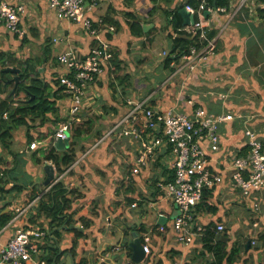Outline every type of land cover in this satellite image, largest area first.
I'll return each mask as SVG.
<instances>
[{
    "label": "crops",
    "instance_id": "0c3cea01",
    "mask_svg": "<svg viewBox=\"0 0 264 264\" xmlns=\"http://www.w3.org/2000/svg\"><path fill=\"white\" fill-rule=\"evenodd\" d=\"M12 1L27 4V15L22 20V26L27 31L28 43L22 44V37L14 35L5 23L1 22L0 51H10L18 60H24L30 56L35 57V51L32 53L30 52L31 47L27 48L32 41L39 45V56H44V50L47 47L54 56H57V59L60 53L71 49L77 58L84 60L89 56L92 48L104 41L110 44L111 49L118 51L120 58L123 59L121 69L113 71L111 60L104 72L97 75L94 81L87 82L83 86L85 90L83 105L73 123L76 122L77 125H81L83 120L86 121L92 117L95 120L97 118L102 125L105 123L110 125L106 130H93L97 135L101 133L97 141L92 142L87 138L92 130H90L89 135L83 136L84 138L77 144V159L63 173H57L56 166L51 160H47L43 164H36L32 157L37 144L42 143V150L43 147L47 148L45 153L49 151L52 145L56 146L58 141L56 134L52 143L47 142L43 137L41 140L33 141L29 147L27 143L28 128L22 126L13 131L12 149L21 153H18L16 157L9 153V158H11L9 164H12L9 168L16 165L15 161L18 165L26 162L24 169L27 174H30L27 175L28 192H31L30 189H35L33 191L36 192L38 179L43 177V182L46 178L44 164H53L57 177L51 185L58 180H63L69 190L75 189L73 206L69 212L73 215L72 224H79L82 228H72L70 227L71 224L68 223L69 221H66L60 227V237H58L51 230L50 220L47 217L44 220L46 226H35L36 223H32L30 227L26 228H41L45 233L44 238L38 244L40 250L34 257L41 259L52 253L54 255L55 247H57L59 254L65 250L61 259L59 261L55 259L52 262L48 260L47 264H75L81 258L86 264H101L102 255L106 252H112L116 255L110 264H125L128 261L134 264L131 259L132 252H129L127 245L134 238L133 231L135 230H129V233L127 230L131 226H136L140 230L138 234L141 238L144 233L152 228L151 264H205L211 260V254L203 253L201 234H197L191 242H181L173 229L174 217L178 213V209L162 185L167 183L166 180L168 179L164 175L165 169L170 167L169 160L171 157L168 152L166 150L155 151L153 159L149 156L147 163L140 168L139 172H133L135 160L143 151L141 144L129 138L130 141L125 140L123 143L117 144L113 141L115 136L109 134V131L129 111V98L152 101L154 102L152 105L163 110L183 109V112L192 110L190 107L194 105L191 102L189 104V101L192 100L214 114L224 112L236 115V119L221 126L222 147L215 155L212 154V156L214 155L215 169L225 176V181L222 184L210 189L212 195L209 197V201H212L211 204L216 206L218 211L214 213L196 210L194 215L196 220L202 224L212 220L217 221L218 224L220 222L227 223L232 212L239 208L250 210L252 206L257 207L255 200L250 204L239 195V191L229 181L231 160L228 154L245 146L247 142L244 134L246 118H250V125L257 130L260 139L264 142V17L259 13L260 9H264V6H261L264 3L256 4L257 8L253 6L254 2L251 3L250 0L242 6L239 2L231 8L229 16L225 14L211 16V24L208 29L211 32L218 28L217 33L212 36L217 40V54L203 60V62L201 61L194 70H189L190 74L185 71L187 67L175 68L174 66V71L177 70L176 73L179 76L178 80H181V85L174 83V90L170 87L168 72V69H172L165 65L161 51L167 52L166 48L169 46L164 9H174L180 0H85L87 14L91 17L93 26L98 29L96 34L87 32L78 22L59 18L56 12L50 8L49 0ZM154 4L158 7L152 16L151 10ZM126 12H133L140 19L145 31H150V33L141 37L133 35L125 15ZM254 12L256 13L254 14ZM107 16L111 18L112 22L105 21L104 18ZM31 17L39 25H27V19ZM113 20H117L119 25L113 23ZM95 22L96 26L94 25ZM33 31H36L37 35H33ZM106 31L112 34L110 40L106 39ZM159 54L160 56H156ZM155 57H157L156 60L152 61ZM52 58H47L44 62L55 60L54 57ZM145 62H147L146 68L153 65V73H155L153 76L141 78L140 75L144 68H138V65ZM176 63L181 64L174 62L175 65H177ZM55 64L49 70L46 68L47 75L43 74V78L50 82L54 89L61 87L57 105L59 116L63 119L60 122L62 125L69 116L72 101L71 96L64 91V88L62 89L63 85L59 83L57 86L51 79L52 73L58 71L55 74L57 76L53 77L59 81L60 72L63 70L58 60H55ZM124 75L127 76L123 78ZM11 79L13 78L6 79V81L9 83ZM183 82L186 86L182 85ZM161 93H166L165 98L159 99ZM170 94H177L173 101L169 97ZM186 96L189 98L190 107L185 104ZM53 117L51 116V118ZM55 122L49 121L47 125L40 126L39 121H37V123H33L35 127L30 128L29 132L37 134L34 136L46 135L48 131L55 130L53 128ZM61 127L56 130L58 131ZM71 130L72 128H70ZM38 147L40 149V146ZM112 147L131 154V159L128 161V165L131 163V167L128 168L127 166V172L123 174L118 169L117 175L111 171L105 173L107 176H104L102 172L98 174L93 168L99 167L107 171L101 164V162H105L104 158L108 162L116 158L113 151H110ZM18 148L21 149L18 150ZM2 150L3 147L0 143V152ZM39 153L42 154V152ZM41 156L38 155L37 157ZM125 160L124 158L123 162ZM114 176L120 179L119 185L114 180ZM32 181L36 183L33 184ZM130 181L132 182L129 183ZM129 184L133 187V191L127 192L125 188H128ZM121 190L123 192L119 193ZM42 194L39 193L27 202L29 208L24 214L18 212V209L24 208L27 204L23 199L24 194L20 190H13L6 196H0V211L13 210L15 212L13 219L1 227V240H8L19 227L25 228L23 219L36 215ZM120 194H123L122 198ZM258 195L261 198V204L264 201V190ZM128 197L133 200L130 202ZM256 209L258 210V208ZM159 212L163 214L161 217H158ZM104 213H110L114 217L119 216V220L114 221L111 216H108V223L105 225L102 221ZM85 220L88 221V226L84 227ZM159 224H166L165 231L157 229ZM257 224L258 222L254 225ZM228 228H226L229 234L227 246L230 250L232 246L243 242H240L239 238L235 236L240 231L239 226ZM72 229L80 230L83 235H77ZM194 229L195 225L193 224L192 230L194 231ZM75 242L76 252L73 253L70 248ZM244 242L247 244V250L251 246L252 249L256 243V241L249 240ZM37 243L38 241H36ZM256 248L254 246V249ZM263 250L264 248L255 250L252 254L254 258L250 251L249 253L244 252L242 256L240 252V257L236 259L234 264H249L250 262H253L252 264H264L263 258L256 256V253ZM205 256H208V261L203 259ZM0 264L7 263L0 260ZM223 264L227 263L224 262Z\"/></svg>",
    "mask_w": 264,
    "mask_h": 264
},
{
    "label": "built area",
    "instance_id": "2783aa9c",
    "mask_svg": "<svg viewBox=\"0 0 264 264\" xmlns=\"http://www.w3.org/2000/svg\"><path fill=\"white\" fill-rule=\"evenodd\" d=\"M248 2L249 0H240V5ZM49 6L59 18L78 22L91 34L98 32V29L93 26L91 17L87 14L85 0H49ZM187 8L194 16L197 15L198 19L199 15L203 19V21L197 19L193 24L197 29L196 32H200V38L208 41L207 27L209 28L211 19L203 17L201 11L207 9L211 12L213 8L206 4H202L199 10L190 5ZM220 10L225 11L226 9L221 7ZM26 15L27 6L25 4L12 0H0V23L4 22L11 31L20 36L26 33L22 26L23 17ZM192 26L189 24L182 29L192 32ZM204 46L193 47L188 53H184L181 56L184 62L180 64V68L181 66L194 68L198 65L203 57L213 51L214 42L206 45V49ZM113 55L110 44L104 41L92 48L89 56L84 60L77 58L71 49L58 55L59 63L63 67L59 75V83L71 96L72 103L66 122L56 132L57 139L69 137L71 123L73 124L76 120L83 105L85 95L83 86L87 82L94 81L97 75L104 72ZM128 104H130L129 111L111 128L109 134L116 138H129L141 144L142 154L136 158L132 168L136 173L155 151L166 150L168 152L171 157L169 168L174 169L175 180L162 185L179 210L174 217L173 229L181 242H191L197 234H202L205 228L196 220L193 213L197 205L203 201L205 190L212 189L225 181V176L215 169L213 159L222 147L221 126L236 119V115L232 113L213 114L203 107H197L192 113L175 109L163 110L150 105L146 100L137 101L131 98L128 99ZM249 121L250 118L245 119L244 129L247 140L244 147L248 149L247 154H241L242 148L228 154L231 160L229 181L246 201L252 204L255 200V206L258 207L261 202L258 193L264 190V146L257 130L250 125ZM217 162L219 163V160ZM48 189L49 187H46L43 191ZM207 202L212 203L209 199ZM22 208L18 209V212L24 214L29 208L28 203ZM162 215L161 212L158 213V217ZM193 224L195 225L194 231L192 230ZM165 228V224H159L157 227L161 231H165ZM1 229L0 227V236ZM225 229V224L220 222L217 230L224 231ZM152 233L151 228L142 236L147 255L151 252ZM44 234L43 229L19 227L8 240L3 241L0 237V260L7 264H47L46 259L34 257L40 250L38 244L44 238ZM36 241H38L37 244ZM125 264L133 263L128 261Z\"/></svg>",
    "mask_w": 264,
    "mask_h": 264
},
{
    "label": "trees",
    "instance_id": "16d2710c",
    "mask_svg": "<svg viewBox=\"0 0 264 264\" xmlns=\"http://www.w3.org/2000/svg\"><path fill=\"white\" fill-rule=\"evenodd\" d=\"M157 1V0H153ZM181 3L177 4L174 9H164L166 13V28L168 30L167 37L169 40V46L167 49V54L164 57V63L167 67L170 66L171 62H179L181 56L184 53H188L190 49L194 47L201 48L204 46L207 41L202 40L200 38V32H188L183 30L182 28L189 24H184V17L181 13V9L186 7V5H192L196 9L199 10V7L204 3L207 6H211L213 10L210 12L207 9H203L201 11L203 17L211 18L213 15H230L231 8L239 4L240 0H180ZM236 2V3H235ZM250 2H254L255 4L264 3V0H250ZM155 4L151 10L152 16L154 12L157 10ZM225 7V11H221L220 8ZM259 13L262 17H264V9H260ZM125 15L128 18V24L130 25L131 31L133 35L136 36H145L150 33L146 32L144 27L141 24L140 19L133 13V12H126ZM110 16V15H109ZM107 16L105 17V21L112 22L111 18ZM195 20H197V16H194ZM104 21V22H105ZM113 23L119 25L117 20H113ZM191 24V23H190ZM96 26V22L94 23ZM120 27V26H119ZM221 27V24H220ZM218 31V28L213 29L209 32V37L214 36ZM13 32V31H11ZM27 32V31H26ZM14 35H18L22 37L21 42L22 44L28 41V35L25 33L23 36L13 32ZM37 35L36 31H33V35ZM106 39L110 40L112 37L111 32L106 31ZM114 51V55L112 58L111 65L113 66V71L117 69H121V63H123V59L120 58L119 52L116 50ZM54 57L55 60L57 56H54L53 53L47 48L44 50V56H30L25 58L24 60H18L13 53L10 51H0V143L5 150H9L10 153L16 157L18 153L13 151L12 149V141H13V131L25 126L28 128L27 133V143L30 145L33 141L41 140L43 137L46 139L47 142L52 143L54 141L55 134L57 132V125L56 122L63 121L61 116H59V107L57 105V100L60 97L58 94L61 90L54 89V86L47 82L43 78V74L40 72L39 67L43 64L44 60L47 58ZM59 62V60H58ZM17 64L18 67L21 69L20 75V82L13 92V88L15 86V80L11 79L8 83L6 79H10L9 75L4 71V68ZM175 68H177L180 64L176 63ZM173 69V71L175 70ZM127 75H124L126 77ZM55 85L59 86V81L56 79L54 80ZM10 87V90L7 92V88ZM63 89V87H62ZM6 92V96H2L3 93ZM150 104H154V102L150 101ZM186 106L190 107L188 104V100L185 101ZM194 105L190 107L192 110L198 106ZM154 106V105H152ZM183 111V110H182ZM4 113H7V118L4 117ZM51 116H54L51 118ZM39 121L40 126L47 125L49 121H56L53 125L55 130L48 131L46 135H38L34 136L32 133L29 132L30 128L35 127L33 123H37ZM94 118L89 117L86 121L81 122V125L77 126V123H71V134L69 145L66 146L64 150H59L55 145L49 149L47 153H44L42 157L38 156V151L42 150L39 149V145L36 146L34 150L33 157H36V164H43L47 160H51L53 164L56 166L57 173L61 174L66 171L67 167L75 162L78 157L77 154V144L84 138V135H89L90 129L93 127ZM82 125H88L86 128ZM101 133L99 134V136ZM264 144V142H263ZM264 146V145H263ZM83 147V146H82ZM264 148V147H263ZM248 149L246 147L242 148V155H246ZM43 153V152H42ZM2 157H0V162L2 161ZM14 167H3L4 169L1 171L0 176V196H6L8 193H11L13 190H20L24 195V201L29 202L39 193H43L42 197L39 200L37 214L31 218L23 219V226L30 227L32 223H34L36 216H45L50 220V228L53 233L57 234L56 236L60 237V227L64 225L66 221H69V224L73 223L72 214L69 212V209L72 208V202L74 201L73 194L75 193V189L72 188L71 190L68 189L66 183L63 180H58L55 182L46 192L43 190L46 189L47 186L43 184V182L36 183L32 181V183H36L38 194L35 189H30L31 192H28L29 187L27 182V171L25 172L24 167H26V162H23L22 165L17 164ZM28 163V162H27ZM1 167V163H0ZM164 175L168 177L166 182H172L175 180V171L173 168H166L164 171ZM130 181L129 183H131ZM11 183V185H10ZM34 186V187H36ZM25 191V192H23ZM27 191V192H26ZM125 191H133V187L129 184L128 188H125ZM2 193V194H1ZM211 190L206 189L204 192V199L203 201L197 205L196 210H204L209 212L216 213L218 208L212 204H209L207 200L211 196ZM128 200L131 202L133 199L128 197ZM15 216V212L11 211H0V227L5 226L8 224L11 219ZM84 227L88 226V221L85 220L83 224ZM166 225V224H165ZM204 230L201 234V242L203 243V253L211 254L212 258L205 264H223L226 262L227 264H234L236 259L240 257L241 250H244L245 253H249L251 247L247 250L246 242H243L239 245H234L228 249V239L229 236L228 230L225 229L224 231H218L217 221H209L208 223H204ZM77 235H83L78 229H72ZM129 230H135L137 233L140 230L134 226L129 227ZM264 238V236H262ZM143 240V239H142ZM129 252L131 253V248L127 245ZM260 247L257 246L256 249ZM70 251L75 253L76 252V242L70 248ZM65 252L58 253V248L55 247V253L50 255L49 261L52 262L56 259L59 261L61 259V255ZM152 254V252H151ZM149 254L147 260L145 261L146 264L152 263V255ZM144 262V263H145ZM75 264H86L83 258L76 262ZM143 264V263H142Z\"/></svg>",
    "mask_w": 264,
    "mask_h": 264
},
{
    "label": "rangeland",
    "instance_id": "374dc122",
    "mask_svg": "<svg viewBox=\"0 0 264 264\" xmlns=\"http://www.w3.org/2000/svg\"><path fill=\"white\" fill-rule=\"evenodd\" d=\"M21 3V2H20ZM181 3V1H179L178 2V4H180ZM24 4V3H23ZM204 4V3H203ZM262 4V3H261ZM26 6H27V4H25ZM189 5V4H188ZM188 5H186V8H187V6ZM190 6H192V5H190ZM254 7H257V5L254 3V5H253ZM193 7V6H192ZM258 8V7H257ZM27 9H28V7H27ZM188 9V8H187ZM254 10V9H253ZM190 11V10H189ZM255 11V10H254ZM191 12V11H190ZM192 13V12H191ZM256 12H254V14H255ZM197 16V15H196ZM23 19H24V17H23ZM197 19H198V16H197ZM208 20H210L211 18H207ZM199 20H201V21H203V19H201L200 18V15H199V19H198V21ZM210 24H211V22H210ZM210 24H209V26H210ZM27 25H29V26H37V25H39L36 21H35V19L33 18V17H31L30 19H27ZM191 25H193L192 27H191V29H192V32H196L197 31V29H196V27H195V25L194 24H192L191 23ZM207 27V26H206ZM207 29H208V27H207ZM39 30V29H38ZM209 32H210V30L208 29V31H207V33H208V37H207V39H208V41H207V44L206 45H208L210 42H214V47L212 48V52L211 53H209V54H207L205 57H203V59H202V62H203V60H207L208 58H210V57H212V56H215L216 54H217V51H216V49H217V40H216V38H212V37H209ZM49 34V33H48ZM53 36V35H52ZM54 38V37H53ZM28 43V42H27ZM205 45V46H206ZM204 46V47H205ZM0 47H1V45H0ZM29 47H31V50H30V52H32V53H34V51H35V53H34V55L35 56H39L40 54V48H39V45L38 44H36L35 42H30L29 43V45H28V47L27 48H29ZM194 47V46H193ZM192 47V48H193ZM219 47V46H218ZM191 48V49H192ZM207 47H205V49H206ZM190 49V50H191ZM161 53H163L162 54V56H163V58L166 56V54H167V52H163V51H161ZM22 55V54H21ZM156 56H160V54L159 55H156ZM142 57V56H141ZM208 57V58H207ZM140 58V57H139ZM156 58L157 57H155V58H153L152 59V61H155L156 60ZM53 59V58H52ZM55 59V58H54ZM52 62V63H49V62ZM49 62L47 61V62H43L44 64H42L39 68H40V72L42 73V74H46L47 73V70H49L50 68H51V66H55L56 64H55V60H50ZM179 62L181 63V64H183V62H184V60H182V58L179 60ZM205 62V61H204ZM146 63L147 62H145V63H140L138 66V68H144V71H142L141 72V75L140 76H142L141 78H144V77H147V76H153V74L155 73H153V65H151V67L150 66H148V68H146L145 67V65H146ZM201 62H198V64H200ZM151 64H153V63H151ZM46 67H45V66ZM175 66V64H174V62H171V64H170V66L169 67H171V68H173ZM198 65H196L194 68H191L190 66H188L187 67V69L185 70L186 71V73L188 74V72H189V74H190V71L189 70H194L196 67H197ZM180 67V65L178 66V68ZM46 68H48L47 70H46ZM0 69H2V67L0 66ZM5 69V68H4ZM174 69V68H173ZM173 69L172 70H169L168 69V72H169V75H170V78H169V80H170V87H172L174 90H175V85H174V83H176V85H178V84H180L181 85V80L179 79L178 80V78H179V76H177V70L176 71H173ZM46 70V71H45ZM44 71V72H43ZM51 72V71H50ZM150 72V73H149ZM56 73H58V71L57 72H53L52 73V80H56L55 79V77L57 76V75H55ZM7 74L9 75V77L10 78H13L14 76H15V73H12V72H7ZM145 74V75H144ZM44 75H43V77H44ZM47 75V74H46ZM53 76H55V77H53ZM50 78V77H49ZM172 79V80H171ZM181 79H183V78H181ZM174 85V86H173ZM182 85L183 86H186V84H184V82L182 83ZM177 88V87H176ZM10 90V87L9 88H7V92ZM163 92V91H162ZM176 92H177V90H176ZM165 94L166 93H161V95H160V97H159V99H163V98H165ZM186 94V93H185ZM176 95L177 94H174V95H172V94H170V99L173 101L174 100V98H176ZM2 96H6V92L5 93H3V95ZM131 99H133V98H131ZM189 98L186 96L185 97V101H187ZM133 100H135V99H133ZM137 101H139V100H137ZM163 101H165V102H167L166 100H163ZM190 102H192V104L193 105H197V104H199L198 102H196V101H192V100H190L189 101V104H190ZM149 103H150V101H149ZM181 103V102H180ZM197 107H203L205 110H207L208 112H210L208 109H206L204 106H200V105H198V106H196L193 110H191L189 113H192ZM177 110H183V109H177ZM183 112V111H182ZM187 112V111H186ZM210 113H212V112H210ZM222 113H224V112H222ZM214 114V113H213ZM217 114H221V113H217ZM4 116H5V118H7V113L5 114L4 113ZM84 121V120H83ZM61 122V121H60ZM60 122H56V125H57V127H60V126H62V125H60ZM79 125V124H78ZM77 125V126H78ZM109 123H105V124H101V123H99V121L97 120V118H96V120H95V118H94V124H93V127L90 129V130H92L91 132V134L87 137L88 138V140H90V141H94V140H98V136H99V134L97 135L94 131L96 130V129H107L108 127H109ZM82 126H84L85 128H86V126H88V125H82ZM104 127V128H103ZM94 130V131H93ZM70 131V130H69ZM35 133V132H34ZM70 134H71V131H70ZM33 135H37L36 133L35 134H33ZM28 138V137H27ZM125 140H129L128 138H115V137H113V141L114 142H116L117 144H121V143H123ZM130 141V140H129ZM40 146V148L42 147V143H40V144H37L36 146ZM131 148V147H130ZM19 149H21V148H18V150ZM45 151H47V148H44L43 147V150H39L38 152H43L42 154L41 153H39L38 155H42L43 156V154L45 153ZM110 151H113V153L116 155V158H114V159H112V161H110V162H108L105 158H104V160H105V162H101V164H102V166L104 167V168H106L107 169V171H104V170H102V169H100L99 167H97V169L96 168H93L98 174H101L100 172H102V174L104 175V176H107L105 173L106 172H109V171H111V172H113L114 174H118V171H120L122 174L123 173H126L127 172V166H128V168L129 167H131V163L128 165V161L131 159V154L129 155V153L127 154V153H125V151H121V149H119V148H117V149H114L113 147L111 148V150ZM20 152V151H19ZM25 152V151H24ZM235 152H236V150H235ZM9 150H5V149H3L1 152H0V157H2V158H4V159H2V161L0 162L1 163V167H0V176H1V171L4 169L3 167H10L12 164H9L10 162V159L11 158H9ZM21 153V152H20ZM27 154V153H26ZM41 156V157H42ZM155 156V154H153L152 156H151V158L153 159V157ZM32 157H33V154H32ZM7 158H9L8 160H6ZM34 159V163H36V160H35V157H33ZM126 159L124 162H123V159ZM7 161V162H6ZM127 161V162H126ZM126 162V163H125ZM125 163V164H124ZM41 164V163H40ZM116 165H117V168H116ZM117 169H118V171H117ZM39 180V182H42V180H43V177H41V178H39L38 179ZM114 180L116 181V183L119 185L120 183H119V180L120 179H118V177H116V176H114ZM120 187H122V186H120ZM123 189V188H122ZM120 190V189H119ZM123 191L121 190V192H119V193H122ZM2 194V193H1ZM122 195L123 194H120V196H121V198H122ZM239 195H241L240 193H239ZM21 207V206H20ZM256 208H258V210L256 209ZM254 209V210H253ZM251 210V211H250ZM250 210H248V209H238L237 211H234V212H232V215H231V218H230V220H229V222H227V223H224L225 224V227L227 228V227H229L230 229L233 227V228H235V226H239L240 227V231L238 232V234H236L235 236H236V238H239V241L240 242H244V241H247V240H249V241H253V242H255L256 241V243L254 244V246H255V248L257 247V246H259L260 248H264V238H262V236H264V201L259 205V207H253L252 206V209H250ZM35 214H37V212L35 213ZM108 216H111L113 219H114V221H117V220H119V216H116V217H114L112 214H110V213H104L103 214V216H102V221L104 222V224L106 225L107 223H108V220H107V217ZM261 217V218H260ZM45 219H47L45 216H36V218H35V221H34V223H36L35 224V226H43V225H45V223H44V220ZM256 222H258V224L257 225H254ZM46 226V225H45ZM228 228V229H229ZM36 229H39V228H36ZM40 230H41V228H40ZM239 242V243H240ZM237 245V244H236ZM254 246H253V248L251 249V251H250V254L252 255L253 254V252L255 251V250H257V249H254ZM262 252H264V250L263 251H261V252H259V253H256V256H261L262 258H263V262H264V253H262ZM244 253V250H241V256H242V254ZM252 257H253V255H252ZM45 259H47V261L49 260V258H50V254L48 255V256H45L44 257ZM249 258V257H248ZM247 258V261L249 260ZM254 258V257H253ZM257 258H259V257H257ZM257 258H256V260H257ZM203 259H206V261H208V256H205ZM68 263H70V261L68 260ZM253 262H250L249 264H252Z\"/></svg>",
    "mask_w": 264,
    "mask_h": 264
},
{
    "label": "water",
    "instance_id": "95a60500",
    "mask_svg": "<svg viewBox=\"0 0 264 264\" xmlns=\"http://www.w3.org/2000/svg\"><path fill=\"white\" fill-rule=\"evenodd\" d=\"M181 13L184 17V24L194 23L195 21L194 15L186 7L181 9ZM4 71L15 73V76L13 77V79L15 80V86L13 88V92H15L20 82L19 73L21 69L18 66H14V67L9 66V67H6ZM69 140H70V137H67L65 139L59 138L56 143V147L58 149L65 148L69 144ZM44 169L46 172V178L44 179L43 184L47 187L52 186L51 185L52 182L57 177L56 172H55V167L53 164L45 163ZM178 213H179V210H178ZM70 227L82 229L79 224H71ZM133 235H134V238L128 242V246L131 248V251H132L131 259L134 262V264H142L147 260L148 255L146 254V250H145L142 238L139 236V234L136 231H133ZM248 245H250V242H248ZM114 255L115 253H112V252H106V254H103L101 264H110L114 259Z\"/></svg>",
    "mask_w": 264,
    "mask_h": 264
}]
</instances>
